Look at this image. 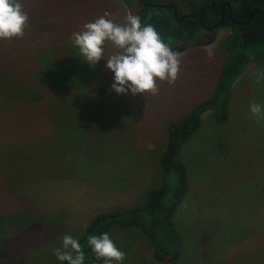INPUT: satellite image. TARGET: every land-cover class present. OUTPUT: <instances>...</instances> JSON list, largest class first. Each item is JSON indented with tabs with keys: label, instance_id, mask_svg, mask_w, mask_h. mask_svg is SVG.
<instances>
[{
	"label": "rangeland",
	"instance_id": "obj_1",
	"mask_svg": "<svg viewBox=\"0 0 264 264\" xmlns=\"http://www.w3.org/2000/svg\"><path fill=\"white\" fill-rule=\"evenodd\" d=\"M156 1L187 14L188 1L199 0ZM22 3L24 36L0 41V88L16 84V97L4 102L11 107L0 105V264H61L53 250L63 235L79 239L98 215L136 209L160 187L168 130L212 97L229 60L223 42L231 29L201 30L169 45L180 48V73L175 85L159 84L158 95H118L106 61L90 67L71 36L105 13L123 24L128 5ZM113 51L107 44L105 58ZM262 71L263 63L250 60L225 99L226 121L205 112L181 148L188 188L173 216L179 259L155 262L154 245L139 228L115 223L110 233L126 253L122 264H264V121L257 124L249 111L253 102L264 106V79L258 84L253 75ZM23 82L48 89L32 85L30 94ZM175 183L171 174L169 186Z\"/></svg>",
	"mask_w": 264,
	"mask_h": 264
},
{
	"label": "trees",
	"instance_id": "obj_2",
	"mask_svg": "<svg viewBox=\"0 0 264 264\" xmlns=\"http://www.w3.org/2000/svg\"><path fill=\"white\" fill-rule=\"evenodd\" d=\"M121 1L129 6L130 14L140 17L142 24H152L169 45L186 44L201 30L214 32L222 27L231 29V33L223 42V49L229 54V60L220 71L212 97L197 106L183 121L172 124L168 130L167 141L159 159L160 187L149 192L145 203L136 209L98 215L78 239L85 254L84 264H101L102 261L95 259L87 245V237L99 236L105 232L111 237V225L115 223L126 228L135 226L152 241L155 262L173 263L179 259L181 248V239L175 230L173 216L183 202L188 188L186 168L180 158L181 148L200 127L201 116L205 112L212 111L219 124L226 121L225 99L232 85L250 60L264 64V0L188 1L190 10L187 14H180L178 6L175 5L177 19L169 4L165 5L156 0ZM179 50L180 48L173 51ZM14 66L13 71H16V65ZM21 85L28 87V93L31 92L32 85L36 89H48L32 82H23ZM11 86L0 88V105L4 108L11 107L4 105V102L8 103L10 99L16 97L13 92L15 82ZM14 110L16 109H6L3 117L10 120L13 118ZM20 118L24 120L26 115ZM171 174H174L176 179L172 188L169 186Z\"/></svg>",
	"mask_w": 264,
	"mask_h": 264
},
{
	"label": "clouds",
	"instance_id": "obj_3",
	"mask_svg": "<svg viewBox=\"0 0 264 264\" xmlns=\"http://www.w3.org/2000/svg\"><path fill=\"white\" fill-rule=\"evenodd\" d=\"M29 16L22 0H0V41L22 38ZM73 47L79 50L82 61L95 67L102 59L106 69L114 74L112 90L118 95L159 94V84L175 85L180 73L182 54L174 52L152 24H142L137 15L128 14L123 24L105 15L87 22L71 36ZM114 51L105 58V46ZM256 83L264 79V71L254 73ZM254 121H264V106L255 102L249 105ZM60 246L53 250L63 264H84L85 254L79 240L69 234L60 238ZM87 245L97 261L103 264H122L126 253L121 251L105 232L89 235Z\"/></svg>",
	"mask_w": 264,
	"mask_h": 264
},
{
	"label": "water",
	"instance_id": "obj_4",
	"mask_svg": "<svg viewBox=\"0 0 264 264\" xmlns=\"http://www.w3.org/2000/svg\"><path fill=\"white\" fill-rule=\"evenodd\" d=\"M227 5H229V4L227 3ZM171 8H172V10L174 11L175 19H177V11H176V7H175V6H171ZM229 17H230V12H229ZM201 19H202V16H201ZM181 20H183V18H182ZM200 21H201V20H200Z\"/></svg>",
	"mask_w": 264,
	"mask_h": 264
},
{
	"label": "crops",
	"instance_id": "obj_5",
	"mask_svg": "<svg viewBox=\"0 0 264 264\" xmlns=\"http://www.w3.org/2000/svg\"><path fill=\"white\" fill-rule=\"evenodd\" d=\"M116 9V8H115ZM72 15H69V17H71ZM28 60V62L29 63H31V60H30V58L29 59H27ZM12 61H15V59L14 58H12ZM13 65H14V63L12 62L11 63V68L13 69ZM29 69V68H28Z\"/></svg>",
	"mask_w": 264,
	"mask_h": 264
}]
</instances>
